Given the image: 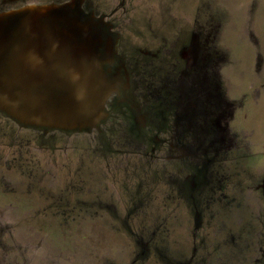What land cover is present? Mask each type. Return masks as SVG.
<instances>
[{"label": "rangeland", "instance_id": "rangeland-1", "mask_svg": "<svg viewBox=\"0 0 264 264\" xmlns=\"http://www.w3.org/2000/svg\"><path fill=\"white\" fill-rule=\"evenodd\" d=\"M105 1L94 8L87 1L86 7L97 14L109 13L119 0ZM126 6L130 12L113 28L115 38L121 39L106 49L95 19L90 18L92 26L76 7H42L74 9L73 15L97 41L99 67L110 84L104 107L120 93L124 102L129 89L126 76L103 67V61L113 62L119 45L120 61L133 72L131 97L138 102L137 124L142 126L141 110L149 105L146 94L157 99L161 89L152 87L148 72L133 64L137 61L132 55L139 58L146 50L157 53L162 44L173 46L175 38L195 32L196 57L201 48H207L197 79L203 84L205 79L211 81L218 90L220 85L222 92L208 94L212 100L219 97L220 103L228 101L224 123L241 106L235 111L236 127L249 133H242L243 142L231 138L232 147H244L230 155L223 173L220 167L226 164L214 161L205 172L208 182H201L204 174L196 172V189L186 182L185 192L179 193L181 201L166 207V196L174 188H166L161 180L176 188L171 183L176 166L149 163L153 144L132 139V135L141 137L133 132L128 117L102 123L100 134L106 109L97 123L72 130L70 126H32L0 108V264H130L141 253L149 254L148 259L155 257V264H264V0H128ZM15 7L19 6L9 0L0 6V16L9 17L4 11ZM208 57L212 62L204 65ZM160 109L154 105L152 111L158 116ZM247 110L254 115L245 123L241 118ZM196 138L197 144L204 140L209 146L214 139L202 134ZM214 151L221 156L219 148ZM156 156L173 154L166 149ZM220 178L228 179L231 197H226L227 190L221 192V184L227 188L228 183ZM143 218L148 226H161L166 219L170 236L164 230L156 243L147 246L146 238L154 235L142 231ZM192 257L194 263L189 260Z\"/></svg>", "mask_w": 264, "mask_h": 264}, {"label": "flooded vegetation", "instance_id": "flooded-vegetation-1", "mask_svg": "<svg viewBox=\"0 0 264 264\" xmlns=\"http://www.w3.org/2000/svg\"><path fill=\"white\" fill-rule=\"evenodd\" d=\"M10 1L16 3L19 7L4 11L7 13H5V15L16 16L18 15V13L25 12L29 8H40L42 6L48 5L76 7V10H78L79 13H82L83 18L87 19L88 17L87 20L90 24H92V20L90 18L96 20L93 24L94 27L100 31L99 36L101 37V40H103L102 46L104 47V49L111 46L113 47V41L119 43L121 37L115 38V32L113 31V28H116L117 24H120L119 22L121 20L120 18H123L122 16H127L126 14L130 12V10L127 9L126 6L128 0H119L117 5L113 6L109 13L102 11V13L100 14H97L95 12V9L90 12L86 7V3L87 1H91L94 8L97 2L105 0H49L47 2H41V0ZM8 3L9 0H0V6ZM118 15L119 17L117 18ZM115 21L118 22L116 23ZM82 22L85 21L82 20ZM197 39L198 38L195 32H191L189 34H186L183 38H175L173 40V46L166 45L165 43L162 44L161 47L163 48L157 53L146 50L145 52H142L144 56H139V58L135 57V55H132V59L137 61V63L133 64H138L137 66L142 67L143 73L144 71L148 72V76L146 77H148L147 80H149V78L151 79L152 87L157 86V89H161V92H159L157 95L159 97L155 99V95L149 93V88H147V92L149 94L147 93L145 97L146 102H149V105L144 110H141V113L144 116L143 126L137 124L138 113H136V110L139 108V105L138 102L131 97V95L133 96L132 89L134 85L132 81L133 72H130L131 70H128L126 63L122 64V62L120 61V55L117 48V46H119L118 44L116 45V55L114 56L113 62L108 63L109 60L103 61L104 69L111 70L112 74L114 75H117L120 72L122 76H126L125 79H127V83L129 86L128 93L130 92V95L124 92V97L126 98L124 102L121 99V93L115 96V100L112 101V103L110 102L109 104H107V102H105L106 105L104 107V110H108V116L102 120L99 132L100 134H102V123L104 125L106 121H111L116 116L123 115V117H128L131 123L130 125H132L131 128L133 129V132L136 133L137 137L138 135L139 137H141V139L135 138L132 135V139H134L135 141H150L153 144V146L149 147L150 153L153 154V157H151L149 163H162L166 165L174 164L176 166L175 168H172L174 180L171 181V183L177 184L176 188L173 186V184L169 185V182L161 180V183H164V186H166V188L167 186L168 189L174 188L172 189L170 195L167 192L168 194L166 196L165 202L168 203H165L166 207L170 206V202L175 204L176 202L181 201L179 193L180 191L185 192L183 186L186 182L189 187H197V184H199V174L197 175L196 172H202L204 174V176L201 174V182H208V179L206 180L205 177V172H207L209 166L214 161L219 164L223 163L222 165L226 164V166L220 167L221 173H223L224 170L227 169L225 167H228L230 165L227 164V161H231L229 160V158L231 157L230 155H234V153L239 154L238 152H241L244 147V145L238 146L237 148L232 147L234 145V139L231 138L232 136H236V141L240 139L243 142V139H241L242 133L239 134L238 132H240V130L239 128H237L238 126L236 127V120L238 116L235 113V111L239 110L241 106L238 105V108L234 111V114L230 116L231 120H227V122L224 123V120L227 116L226 114H228V106L226 105L228 104V101H226L225 104L220 103L219 97H213L212 100L209 98L208 94L210 90L213 91V96H216L217 92H222L220 91V85L218 90V86L216 87L211 81H206L205 79L203 84V80L197 79L198 66H201L203 64L201 63V56H203L204 52L207 51V48H203V50L201 48L199 57H196V52L198 49ZM124 40L125 39L123 38L122 42L125 43ZM126 49H128V47L124 46V50ZM160 53L162 54L160 55ZM162 55H164L166 59H159V57ZM211 56L212 55L210 54V58ZM210 58H207L208 62L204 63V65L209 64V61L211 64L212 59L210 60ZM161 64L165 65L161 66ZM154 68H157L158 70H156V72L155 70L151 72V70ZM206 73L202 74V76L206 77ZM240 102L243 103L241 100ZM154 105H158L161 107L160 114H158V116H156L152 111ZM157 119L163 122L159 123V121H154ZM165 134H170L169 138L165 137ZM197 134H202L204 137L213 135L214 139L211 140L210 146L209 143L204 140L202 142L199 141L200 144H197ZM148 142L146 143V145L148 144ZM216 148L220 149L221 156H219V153H216V151H214ZM166 149L171 151L173 156H170L168 158H160L156 156L157 151ZM201 151L206 156L198 154V152L201 153ZM198 160L199 162H201L200 164L195 163ZM186 171H188L189 173H187ZM165 173L166 172L164 171L163 174ZM208 174H210V172ZM164 177L165 176L163 175V179ZM221 177L224 176L221 175ZM168 178L172 179L170 175H168ZM220 179L222 182H229L228 179ZM228 187L229 183L227 184V188L225 186V183H222L220 187L221 192L223 190H227V198L231 197V195L233 194V190H231L232 187H230L229 190ZM168 189L166 191H168ZM241 193H243V191ZM149 195L152 194L149 193ZM149 195L147 194L145 196H141L144 198ZM237 197L238 196H234L233 199ZM233 209L237 210L236 207H233ZM141 210L142 209H140V211ZM169 216H171V219L176 218L173 215ZM142 223V231L146 233L148 232L149 236L151 234L154 235L150 239L146 238L147 246L156 243L155 238L159 235H162L164 230H166V236H170V227L166 226V219H164L161 226L158 223L152 226H148V224L145 223L144 218ZM125 230L130 231V227L125 226ZM193 232L190 234L192 235ZM191 235L187 237V240L190 244H192L191 238L193 237ZM148 258L149 254L146 255L145 253H141L138 258L132 261L130 264H155V257L150 259ZM194 259L192 257L189 260H193L194 263ZM156 264H159V262L157 261ZM160 264H163V262Z\"/></svg>", "mask_w": 264, "mask_h": 264}, {"label": "water", "instance_id": "water-1", "mask_svg": "<svg viewBox=\"0 0 264 264\" xmlns=\"http://www.w3.org/2000/svg\"><path fill=\"white\" fill-rule=\"evenodd\" d=\"M62 9L0 16V108L32 126L73 130L99 121L110 84L97 41L74 9Z\"/></svg>", "mask_w": 264, "mask_h": 264}, {"label": "crops", "instance_id": "crops-1", "mask_svg": "<svg viewBox=\"0 0 264 264\" xmlns=\"http://www.w3.org/2000/svg\"><path fill=\"white\" fill-rule=\"evenodd\" d=\"M242 60V62H244V59H241ZM252 85V84H251ZM251 85H249L250 87H251ZM255 85V84H254ZM256 85H258V82H257V84ZM259 87V86H258ZM255 88H253V90H254ZM249 90V89H248ZM253 93H254V91H253ZM255 94V93H254ZM246 97H248V95H245ZM250 99H252V97H249ZM243 100L245 101V98H243ZM253 100V99H252ZM255 102H259L257 99H255ZM254 102V103H255ZM253 103V104H254ZM251 114V115H250ZM254 115V114H253ZM253 115H252V113H250L248 110L245 112L244 111V113H242V120L246 123L247 122V120L246 119H251V118H253ZM239 130H240V132H238L239 134H241V133H247L248 131H245L244 129H243V131H241V129L239 128ZM253 130V129H252ZM251 132V131H250ZM237 133V132H236ZM249 133V132H248Z\"/></svg>", "mask_w": 264, "mask_h": 264}]
</instances>
